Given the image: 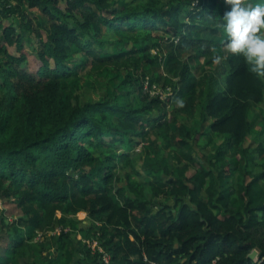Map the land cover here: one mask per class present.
Listing matches in <instances>:
<instances>
[{
    "label": "trees",
    "instance_id": "1",
    "mask_svg": "<svg viewBox=\"0 0 264 264\" xmlns=\"http://www.w3.org/2000/svg\"><path fill=\"white\" fill-rule=\"evenodd\" d=\"M222 6L0 0V198L20 213L0 210V264H105L101 246L110 264H264V77L226 49ZM111 74L125 103L85 98Z\"/></svg>",
    "mask_w": 264,
    "mask_h": 264
},
{
    "label": "clouds",
    "instance_id": "2",
    "mask_svg": "<svg viewBox=\"0 0 264 264\" xmlns=\"http://www.w3.org/2000/svg\"><path fill=\"white\" fill-rule=\"evenodd\" d=\"M226 49L251 65V72L264 77V3L245 5L243 0H222ZM220 62V57H216ZM183 107V101H177Z\"/></svg>",
    "mask_w": 264,
    "mask_h": 264
},
{
    "label": "rangeland",
    "instance_id": "3",
    "mask_svg": "<svg viewBox=\"0 0 264 264\" xmlns=\"http://www.w3.org/2000/svg\"><path fill=\"white\" fill-rule=\"evenodd\" d=\"M243 2H244L245 5L254 4V3H260L261 4V3H264V0H243ZM225 10H226V8H225V5L223 4V6L221 7L222 15L220 16V19H222V20H223V13L225 12ZM38 13L39 12H36V14H38ZM30 18L32 20H34L35 19L34 18V14H30ZM220 31L223 33L222 40L226 42L227 41L226 33H224L223 28ZM37 47H38V44H37L36 37H34V41L32 43L26 41V48L29 49L32 53H36V48ZM202 66H205V63ZM121 79H122L121 77L114 78V76L111 74V78L108 79L105 83H103V82H99L98 83V82H95V80L93 78H91L90 76H87V78L85 79V82H84V88H85V91H86L85 98H93L95 100L102 99V98H104L106 92H108L110 94V93L113 92L112 89L116 87V88H118L120 90V94L117 96L118 99L122 103H125V99H126V97L124 95L125 87L124 86L118 87V85L121 83ZM159 88L161 90H163L162 87H159ZM254 114H255L254 111H252L251 112V117H253ZM221 141H223V140L217 141V144H218V142L220 143ZM215 147L216 146H206V148H204L202 151H203V153H209L211 151H214ZM136 153L137 152H135L134 156H135V158L137 160L138 169L142 170L143 174L146 177L149 176V170L142 169V167L148 163L147 162L148 160H146L145 157H141L140 158L139 154H136ZM193 173H194V171H190L188 174L192 175ZM101 174L102 173H99L97 175L99 176ZM136 178L139 179V177H136ZM146 194L148 196L152 195L151 190L147 189ZM166 200L168 201L169 199L166 198ZM0 210L8 211V213L11 212L12 215L7 214L11 219H16L17 216L20 215L19 210H17L15 204L8 203L5 200H3L2 198H0ZM73 218H76L79 222H83L87 226L92 224L91 218L88 217L85 212H83V213H81V214H79L77 216H74ZM96 225H97L98 229L101 226V224L98 223V222H96ZM57 232H58V230H57ZM57 232L55 231V232H51V233L56 234ZM51 233L49 235H51ZM78 238L81 239V242H82V244L84 246L87 245L88 247H91L92 249H96L97 248V243L94 240H92V239L90 240L87 237L83 236V234L80 233ZM99 246H101V245H99ZM101 248L104 251L102 246H101ZM52 250H55V247H53ZM1 251H2V249H0V252ZM105 259L110 260V254H105L104 257L103 256L101 257V261H105ZM39 261H41V260H39ZM40 264H41V262H40Z\"/></svg>",
    "mask_w": 264,
    "mask_h": 264
},
{
    "label": "built area",
    "instance_id": "4",
    "mask_svg": "<svg viewBox=\"0 0 264 264\" xmlns=\"http://www.w3.org/2000/svg\"><path fill=\"white\" fill-rule=\"evenodd\" d=\"M146 87H148V83H147ZM151 94L152 95H160L163 99H165L167 96L172 94V90L169 87L164 89V90H161L158 86L154 85L153 89L151 90ZM58 232H59V230H58ZM98 249L104 253L103 257L105 254H108V253L104 252L101 247H98ZM110 260H111V256H110ZM110 260L105 259V261H102V262H104L105 264H110Z\"/></svg>",
    "mask_w": 264,
    "mask_h": 264
},
{
    "label": "water",
    "instance_id": "5",
    "mask_svg": "<svg viewBox=\"0 0 264 264\" xmlns=\"http://www.w3.org/2000/svg\"><path fill=\"white\" fill-rule=\"evenodd\" d=\"M249 257L254 260H259V251L257 249H254Z\"/></svg>",
    "mask_w": 264,
    "mask_h": 264
}]
</instances>
